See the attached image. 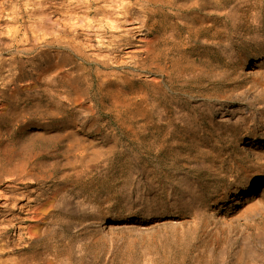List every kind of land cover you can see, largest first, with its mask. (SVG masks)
Listing matches in <instances>:
<instances>
[{
	"label": "rangeland",
	"instance_id": "1",
	"mask_svg": "<svg viewBox=\"0 0 264 264\" xmlns=\"http://www.w3.org/2000/svg\"><path fill=\"white\" fill-rule=\"evenodd\" d=\"M150 6L0 0V264H264V197L243 195L264 188V146L253 150L264 142V76L245 74L264 49V0H227L215 35L197 44L192 57L209 58L217 72L166 93L164 131L176 133L168 150L131 157L106 114L33 116L36 104L60 105V76L74 65L161 90L163 78L143 70L157 69L142 64L155 35ZM81 101L94 110L93 100ZM41 145L37 177L32 157ZM79 152L92 166L76 180ZM42 190L48 209L36 215ZM36 226L39 240L27 232Z\"/></svg>",
	"mask_w": 264,
	"mask_h": 264
},
{
	"label": "bare ground",
	"instance_id": "2",
	"mask_svg": "<svg viewBox=\"0 0 264 264\" xmlns=\"http://www.w3.org/2000/svg\"><path fill=\"white\" fill-rule=\"evenodd\" d=\"M138 1L152 5L149 11L155 13L154 16H156V19L151 17L150 29L155 32V35L152 34V38H149L150 40L147 42L142 64L155 67L157 70L153 72L147 67H144L143 70L160 75L163 78L161 80L164 84V87H161L163 90L156 89L157 83L150 81L146 83L145 89L134 88L131 79L127 75L112 73V76L108 74L102 79L98 72L88 70L81 65L77 67H74V65L73 69H68L63 76H60L59 89H57V96L62 99L60 105L52 110L36 104L33 114L37 118H50L57 113L63 118H67L76 112L78 116L87 119L92 116L97 118L106 114L111 117L112 124H117L121 132L119 135L125 138L123 142H120L119 138L114 142H119V147H125L131 157L143 152L147 154L152 150L157 153L168 150L170 144L167 143V140H175L176 133L174 129L164 131V127L171 122L167 120L166 116L170 105V99L166 93L173 92L175 86L178 85L191 87L200 83L202 79L210 78L217 72L216 65L209 58H193L192 56L196 55L197 44L204 42L201 40L202 37L215 35L216 25L214 19L221 16V11L227 0ZM151 15L153 16V14ZM262 48L251 54L252 62H250V69L245 72L246 75L259 74L264 76V49ZM244 60H241V62H244ZM44 70L46 71V69ZM182 75L189 76L188 78H182ZM180 81L183 84H179ZM83 96L94 101V110L90 107L81 108L84 107L81 106V97ZM156 109H159V111L154 113ZM35 139L38 143L41 135H35ZM71 144L69 142L68 145ZM256 144L253 150H257L262 145L264 146L262 141H258ZM42 148V145L39 146L32 157L33 165L38 168L34 170L32 175L37 177L40 176V168L45 163L41 160ZM122 151V149H118V153ZM91 161V159L85 161L81 152L73 158L71 164L76 163L82 168L74 172L76 180L80 178L84 170L92 166ZM21 164L25 165L26 163L22 161ZM261 174L257 179L259 183L264 179ZM78 185L79 190L84 188L83 183H78ZM63 189L62 186L53 189L50 191L51 196L49 197H56ZM246 192L250 194V197H254L256 192L260 194L261 198L264 197V188L258 192L256 187H250L247 191H243V195ZM237 197H239V193H233L231 197V199H234L233 204L238 202ZM44 198L45 191L43 190L33 198L36 206L35 210L38 211L36 215L38 213L41 215L48 209L45 205H47L50 198L42 202ZM231 205L229 204L227 207ZM228 213L229 210L225 207L223 217L230 220L231 217ZM27 232L30 233L31 238L34 237V240H39L41 237V230L37 226Z\"/></svg>",
	"mask_w": 264,
	"mask_h": 264
}]
</instances>
